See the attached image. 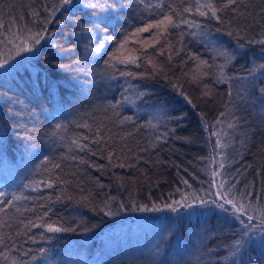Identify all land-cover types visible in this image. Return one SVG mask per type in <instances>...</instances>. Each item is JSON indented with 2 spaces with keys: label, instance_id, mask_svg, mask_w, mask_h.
Masks as SVG:
<instances>
[{
  "label": "trees",
  "instance_id": "16d2710c",
  "mask_svg": "<svg viewBox=\"0 0 264 264\" xmlns=\"http://www.w3.org/2000/svg\"><path fill=\"white\" fill-rule=\"evenodd\" d=\"M146 2L155 4L157 0ZM162 2L183 8L191 0ZM53 3L55 0H0V16L8 20L11 12L12 17H23L32 26L31 13L39 10L41 17H45L43 6L51 7ZM104 3V8L58 12L47 25L48 36L35 53H23L0 69V191L22 192L31 198L53 197L52 201H18L6 215L0 214V221H7L0 233L5 237L11 234L16 241L9 259L0 264H13V261L16 264H233L222 259L228 254L226 246L235 238L228 214L197 206L193 209L199 208V212L191 217L193 209L181 208L174 213L167 209L137 210V206L151 208L153 202L162 206L169 202L170 195L180 199L181 192L190 194L195 190L204 194L200 189H208L209 177L203 170L208 167L207 158L216 139L212 136L209 141L214 129L208 126L226 111L225 105L234 109L231 118L236 120V127L228 128V120L221 118L227 133L222 142L228 145L223 150V171L236 176L238 191L251 184L249 191L264 201V103L258 91L264 87V76L257 74L256 89L245 88L247 81L233 79L230 98L229 84L217 82L213 70L204 69L210 72L207 77L193 79L197 62L192 59L198 56L209 64H220L224 60L215 56V49H226L235 55L226 69L233 77L247 76L249 69L264 63V45L247 43L248 39L262 38L264 0H244L235 6L237 12L221 14L232 28L242 30L243 38L239 40L235 34H227L231 30L228 23L189 16L201 24L202 31L210 33L207 38L214 45L208 44L205 37L189 34L196 30L187 26L173 32L170 37L173 48L165 49V55L156 52L159 44L153 48L130 42L129 49L146 50L152 62L140 68L129 66V70L143 73L142 78L116 80L108 78L112 70L105 63L118 47L113 40H121L125 33L140 25L142 18L156 17L150 16L139 0H104ZM151 11L158 13L159 9ZM105 17L110 23L99 28L107 26V32L98 30L92 23V19L99 21ZM87 28L93 32L83 31ZM181 31L185 33L182 45ZM105 36L111 39L105 43L104 51L90 58L91 47L98 46ZM150 37L151 33H144L140 39ZM239 44L244 47H238ZM176 48L181 49L178 55ZM169 51L173 53L171 61L167 59ZM129 84L131 90H127ZM136 92L144 95L137 97ZM124 96L130 97L127 103H121ZM116 103H121L115 110L119 117L110 107ZM126 116H131L135 123L120 124L119 120ZM84 122L91 127H77ZM57 125L65 126L60 132L64 141L52 136ZM98 126L111 140L90 144L97 152L95 156L69 151L65 146L76 135L95 139ZM165 131L166 142L158 140ZM109 150H114L111 162L107 159ZM73 155L88 163L63 158ZM45 159L61 163L62 170L55 171L69 183L52 189L41 186V191L34 192L28 185L48 176L43 170ZM121 163L126 166L119 167ZM56 196L63 198L56 202ZM81 196H87L88 200H82ZM113 197L115 201L110 206L114 214L106 215L101 209ZM41 204L47 207L42 209ZM16 207L20 212L15 211ZM25 208L36 211H24ZM48 208L50 219L74 230L47 233L40 228L24 230L18 223L35 219ZM202 222H206L208 229L205 227L198 234ZM18 231L26 234L17 236ZM33 236L36 243L30 240ZM192 237L197 246L190 245ZM258 241L253 240L247 246L242 264H264V247ZM6 243L11 245L10 240ZM42 248L47 250L45 257L40 256ZM217 248L218 251H213ZM6 251L0 248V252Z\"/></svg>",
  "mask_w": 264,
  "mask_h": 264
},
{
  "label": "snow or ice",
  "instance_id": "6c2138e0",
  "mask_svg": "<svg viewBox=\"0 0 264 264\" xmlns=\"http://www.w3.org/2000/svg\"><path fill=\"white\" fill-rule=\"evenodd\" d=\"M244 0H191L188 6L183 8H177L172 4L165 5L162 0H157L155 4L146 2V0H139V3L149 11L150 16H155L156 18L152 19H141L140 25L135 27L131 32H127L123 35L122 39L119 41L113 40V43L118 44V47L114 52L108 55L107 61H105L108 68L112 71L108 74V78L111 80H116L119 77L125 78H142L143 73H136L129 70V66H134L140 68L142 64L151 63L150 56L146 50L141 52L139 49H129L127 46L130 42L140 43L142 46H149L156 48V45L159 44L160 47L156 48V52L159 55H165V49H172L173 44L170 40V37L173 35V32L177 29H181L183 26H187L188 29H195L196 32L189 34L199 35L201 37L207 38L210 33L207 31L201 30V24L198 23L195 19H190L189 16H200L205 17L210 20H216L220 23H228L225 21L221 14L228 11L237 12L235 7L237 4H243ZM83 7L97 9L106 7L104 0H84L82 3L81 0H55V3L51 7L47 5L43 6L44 12L47 14L45 17H41L39 10L33 11L31 13L33 17L32 26H29L28 23L24 22L23 17H12L11 12H9V19L4 20L0 16V69H5L6 65L10 63L11 60L15 59L18 56H21L23 53H35L37 51V46L48 36L47 25L52 22L56 17L58 12L66 11L70 13H75ZM152 9H159L158 13H153ZM62 22V21H61ZM79 23V21H77ZM93 26L100 31L107 32V26L103 29H100L101 24L108 25L110 23L109 18L105 17L99 21L92 19ZM228 26L231 30L227 32L229 36L236 35L237 39H242L241 29L232 28L231 24L228 23ZM207 26L205 25V28ZM83 31L91 34L93 32L92 28L83 29ZM216 31H220L219 28ZM151 33L150 38L141 40L142 34ZM184 32L179 33L182 45V37ZM261 39L253 40L248 39L247 43H257L264 45V32L261 33ZM163 38V41H162ZM111 39L110 37H103L98 46L91 47L90 58L96 57L97 54L101 53L105 49V43L107 40ZM214 45V42H212ZM238 47L243 48L244 44H239ZM180 48L175 49V54H179ZM215 56L222 57L224 62L220 64H209L207 60H202L198 56H192L197 62V71L195 72L193 79H199L207 77L210 72L204 69H209L214 71L215 79L217 82H224L229 84V97L232 96L231 82L233 79L247 81L248 84L245 86L247 89H256V79L258 78L257 74L264 76V63H261L251 69H249V75L242 77H233L229 76L226 73L227 67L235 59V55L226 49H215ZM143 57V60H142ZM173 58L172 51L167 53V59L171 61ZM99 62V59L97 60ZM120 66H123L121 68ZM155 68L156 66L153 65ZM207 87V85H205ZM132 86L129 84L127 90H131ZM261 94V103H264V87L258 89ZM123 95V93H122ZM143 92H136L137 97H142ZM183 95V93H181ZM187 99V97H185ZM130 100V97L124 96V100L121 103H127ZM121 103H116L110 105L114 111V115L119 117V112L115 110L121 106ZM191 103V101H189ZM226 111L221 112L216 119L215 123L209 125L214 129L209 134V141L211 142L212 136H215V146L212 151L209 153L207 158L208 167L204 169L206 175L209 179L206 181L208 184V189H200V192H203V195H200L197 191L193 190L190 194L180 193V199H173L172 196H169V202H164L162 206H157L155 202L152 203L151 208L148 205H138L137 210L143 211H163L167 209L171 212H178L181 208L184 209H193L194 207H205V208H215L219 209L222 213L228 214L232 227L234 229L233 236L235 237L231 245L226 246L227 255L223 256L222 259L227 262L229 260L233 261V264H242V255L247 250V246L256 239L261 241V247H264V201L261 197L255 196L253 192L249 191L253 186L251 184L245 185L244 191H238L236 185L239 184V180L236 176H232L223 171L225 167V160L223 158V150L228 146L222 142V137L226 136L227 133L224 131V119L228 120L227 127L235 128L236 120L232 119V113L234 109H230L228 105H225ZM238 119V118H236ZM135 123L131 116L123 117L119 120L120 124L124 123ZM151 123V122H150ZM77 127L90 128L87 122L83 124H78ZM64 125H57L56 130L52 133L53 137H58L61 141H64L65 137L60 135ZM95 139H91L88 136H73L67 141L65 145L69 151H79V152H88L91 155L95 156L97 154L94 151L90 144L100 145L105 143V140H111V137H105L102 134L101 127H97L95 132ZM131 135V133H128ZM168 133L167 131L160 134L157 137L158 140H165ZM90 143H85L84 141H89ZM166 142V140H165ZM219 149L220 151H217ZM114 154V150H109L107 159L111 162ZM219 157V161H217ZM64 159H71L73 161H79L80 164H87L88 161L79 156L63 157ZM119 158V157H118ZM96 167L95 165H93ZM119 167H125L126 165L121 163ZM61 169V163L54 162L49 159H45L43 162V170L48 173L47 178L34 181L33 184L28 185V187L34 191H41V186L52 189L57 187L60 184L69 183L68 180L64 179L60 173L55 170ZM62 170V169H61ZM183 183L186 187L191 188V185L188 184L187 180H183ZM103 187V185H101ZM83 192V189H81ZM177 192L180 189H176ZM62 196H56L54 199L56 202L62 200ZM71 199V196H68ZM29 199H44L45 201H52L53 197H37L31 198L25 196L24 193H8L5 191H0V214L6 215L9 209L14 208L16 202L29 200ZM82 200L87 201V196H81ZM115 201V198H110V201H105L104 207L101 211H104L106 215H113L114 213L111 210L110 202ZM46 204H41L40 208H46ZM121 208L124 205H120ZM16 212H20L18 207L15 208ZM24 211L35 212V208H25ZM51 211L48 208L46 211L40 213L36 216L35 219H27L18 221L23 226L24 230H30L33 228L43 229L47 233H59L74 230L71 228L65 227L60 223L59 220H53L49 217V212ZM7 226V221H0V229ZM25 232L18 231L17 236L25 235ZM6 240L11 241V245L6 243ZM31 242L36 243V238L30 237ZM0 248H6L8 251L0 252V261H6L9 259L10 252L15 250L16 241L8 234L5 237L4 234L0 233ZM219 248L213 250L218 251ZM40 256L45 257L47 250L40 249ZM27 254V253H25ZM35 259V257H34ZM13 264H16L13 261Z\"/></svg>",
  "mask_w": 264,
  "mask_h": 264
},
{
  "label": "rangeland",
  "instance_id": "374dc122",
  "mask_svg": "<svg viewBox=\"0 0 264 264\" xmlns=\"http://www.w3.org/2000/svg\"><path fill=\"white\" fill-rule=\"evenodd\" d=\"M205 41L208 43V44H210L212 41H210L208 38H205ZM212 45V44H211ZM257 108L259 109V107L257 106ZM194 211H191L190 212V214H189V216H191V217H194L196 214H197V212H199V208L197 209V208H195V209H193ZM207 211H209V210H205L204 212H207ZM220 211V210H219ZM221 212V211H220ZM222 214V213H221ZM193 215V216H192ZM205 227L208 229V227H207V224H206V222H202V227H201V229H200V231L198 232V234L199 233H202V232H204L205 231ZM214 229H216V228H214ZM192 239V243L190 244V245H193V246H197L198 244L194 241V239H193V237L191 238ZM258 240V239H257ZM258 242H261V241H258ZM260 244V243H259Z\"/></svg>",
  "mask_w": 264,
  "mask_h": 264
}]
</instances>
